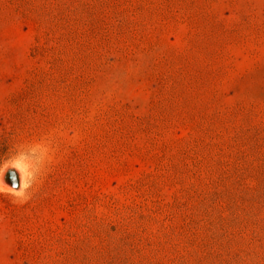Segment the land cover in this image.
I'll return each instance as SVG.
<instances>
[{
    "label": "rangeland",
    "instance_id": "rangeland-1",
    "mask_svg": "<svg viewBox=\"0 0 264 264\" xmlns=\"http://www.w3.org/2000/svg\"><path fill=\"white\" fill-rule=\"evenodd\" d=\"M48 133L0 264H264V0H0V157Z\"/></svg>",
    "mask_w": 264,
    "mask_h": 264
},
{
    "label": "clouds",
    "instance_id": "clouds-1",
    "mask_svg": "<svg viewBox=\"0 0 264 264\" xmlns=\"http://www.w3.org/2000/svg\"><path fill=\"white\" fill-rule=\"evenodd\" d=\"M57 147L53 133L14 144L5 157H0V196L18 206L28 203L39 191L54 163ZM10 169L14 170L11 186L4 181L5 173Z\"/></svg>",
    "mask_w": 264,
    "mask_h": 264
},
{
    "label": "bare ground",
    "instance_id": "bare-ground-1",
    "mask_svg": "<svg viewBox=\"0 0 264 264\" xmlns=\"http://www.w3.org/2000/svg\"><path fill=\"white\" fill-rule=\"evenodd\" d=\"M14 171L12 169L9 170V172H6L5 173V176H4V181L9 185L11 186L12 185V179H11V172ZM17 175V182H19V173L16 174Z\"/></svg>",
    "mask_w": 264,
    "mask_h": 264
}]
</instances>
